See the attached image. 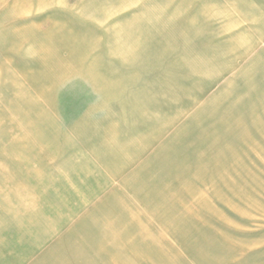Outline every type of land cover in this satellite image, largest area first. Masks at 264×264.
<instances>
[{
  "label": "rangeland",
  "instance_id": "obj_1",
  "mask_svg": "<svg viewBox=\"0 0 264 264\" xmlns=\"http://www.w3.org/2000/svg\"><path fill=\"white\" fill-rule=\"evenodd\" d=\"M0 264H264V0H0Z\"/></svg>",
  "mask_w": 264,
  "mask_h": 264
}]
</instances>
